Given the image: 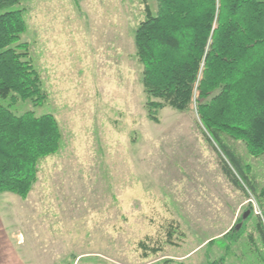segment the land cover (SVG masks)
I'll return each mask as SVG.
<instances>
[{
	"label": "rangeland",
	"instance_id": "1",
	"mask_svg": "<svg viewBox=\"0 0 264 264\" xmlns=\"http://www.w3.org/2000/svg\"><path fill=\"white\" fill-rule=\"evenodd\" d=\"M156 7L21 0L12 8L22 12L20 41L47 94L40 106L12 111L53 115L62 139L39 161L25 199L0 194V264H264L256 197L224 176L199 123L197 92L187 111L162 108L157 123L147 117L133 32ZM226 142L259 191L264 155ZM250 209L237 241L222 238Z\"/></svg>",
	"mask_w": 264,
	"mask_h": 264
},
{
	"label": "trees",
	"instance_id": "2",
	"mask_svg": "<svg viewBox=\"0 0 264 264\" xmlns=\"http://www.w3.org/2000/svg\"><path fill=\"white\" fill-rule=\"evenodd\" d=\"M20 1L0 0V194L25 199L39 161L59 151L62 134L51 114L12 111L21 102L37 107L47 100L27 43L20 41L25 22L12 10ZM156 6L155 13L146 9L133 32L147 117L157 123V110L187 111L197 92L199 123L221 155L224 176L256 197L264 247V185L256 190L248 166L226 142H241L250 157L264 155V0H156ZM248 213L222 238L236 242ZM140 246L146 251L145 243Z\"/></svg>",
	"mask_w": 264,
	"mask_h": 264
},
{
	"label": "water",
	"instance_id": "3",
	"mask_svg": "<svg viewBox=\"0 0 264 264\" xmlns=\"http://www.w3.org/2000/svg\"><path fill=\"white\" fill-rule=\"evenodd\" d=\"M244 218L246 217V214H244V216H243ZM237 228H239V225H237Z\"/></svg>",
	"mask_w": 264,
	"mask_h": 264
},
{
	"label": "built area",
	"instance_id": "4",
	"mask_svg": "<svg viewBox=\"0 0 264 264\" xmlns=\"http://www.w3.org/2000/svg\"><path fill=\"white\" fill-rule=\"evenodd\" d=\"M256 213H258V212H256Z\"/></svg>",
	"mask_w": 264,
	"mask_h": 264
}]
</instances>
